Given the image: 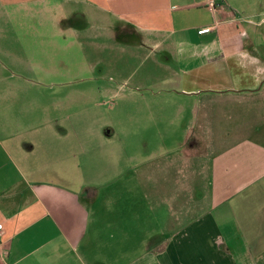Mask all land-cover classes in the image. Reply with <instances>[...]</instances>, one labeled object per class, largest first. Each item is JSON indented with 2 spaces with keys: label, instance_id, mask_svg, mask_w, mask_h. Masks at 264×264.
<instances>
[{
  "label": "crops",
  "instance_id": "obj_1",
  "mask_svg": "<svg viewBox=\"0 0 264 264\" xmlns=\"http://www.w3.org/2000/svg\"><path fill=\"white\" fill-rule=\"evenodd\" d=\"M106 36L156 49L210 135L201 165L184 142V161H164L175 189L161 207L153 191L134 201L132 174L115 192L130 204L108 207L48 168L75 98L43 87L89 73ZM0 226V264H264V0H0Z\"/></svg>",
  "mask_w": 264,
  "mask_h": 264
},
{
  "label": "rangeland",
  "instance_id": "obj_2",
  "mask_svg": "<svg viewBox=\"0 0 264 264\" xmlns=\"http://www.w3.org/2000/svg\"><path fill=\"white\" fill-rule=\"evenodd\" d=\"M98 40L106 46L98 52L86 50L89 73L79 66L76 68L83 75L72 86L43 87V94L72 92L75 98L73 118L68 124H59V133L54 135L59 158H64L61 153L64 148L62 152L67 156L62 162L58 158V165L48 168L60 176L69 175L68 182L58 183L61 189L106 193L108 197L99 201L106 200L108 207L130 204L129 193L120 196L115 192L123 186V175L132 174L135 182L128 183L125 189L138 193L134 201L145 204L153 191L161 207V197L168 186L175 189L169 181L170 174L160 171L164 169V161L178 163L182 157L184 161L182 148L187 145L189 150L209 144L210 135L198 132L193 109L188 119L182 113L180 83L176 78H168L172 72L158 63L161 54L156 49H140L134 53V47L120 43L121 38L106 36ZM202 125L209 128L206 121ZM192 153L194 156L188 160H193L194 165L211 158V155H200L198 149ZM171 168L178 171L179 166ZM203 177L196 185L208 198L213 193L212 186L209 176ZM147 190L149 194L145 193ZM221 200L213 194V203L208 206L211 208Z\"/></svg>",
  "mask_w": 264,
  "mask_h": 264
},
{
  "label": "built area",
  "instance_id": "obj_3",
  "mask_svg": "<svg viewBox=\"0 0 264 264\" xmlns=\"http://www.w3.org/2000/svg\"><path fill=\"white\" fill-rule=\"evenodd\" d=\"M203 30H206V29H201L200 31H203ZM2 227L0 226V250H1V245H2V242H1V235H2Z\"/></svg>",
  "mask_w": 264,
  "mask_h": 264
}]
</instances>
